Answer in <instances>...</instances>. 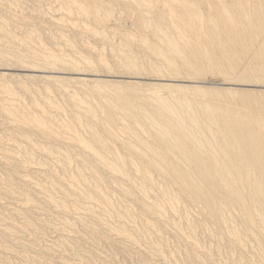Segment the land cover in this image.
Masks as SVG:
<instances>
[{"label": "bare ground", "instance_id": "bare-ground-1", "mask_svg": "<svg viewBox=\"0 0 264 264\" xmlns=\"http://www.w3.org/2000/svg\"><path fill=\"white\" fill-rule=\"evenodd\" d=\"M216 78L264 88V0H0V192L22 202L0 216L33 231L44 204L62 228L157 234L154 257L165 228L193 264L198 234L264 264V92L199 86Z\"/></svg>", "mask_w": 264, "mask_h": 264}, {"label": "rangeland", "instance_id": "rangeland-1", "mask_svg": "<svg viewBox=\"0 0 264 264\" xmlns=\"http://www.w3.org/2000/svg\"><path fill=\"white\" fill-rule=\"evenodd\" d=\"M112 36L114 37V35H112ZM113 40L118 43L119 42V41H117L118 36L116 35ZM13 73L19 74V75H23V74L25 75L26 72L15 71ZM27 73L29 74V72H27ZM30 74L35 75L37 73H30ZM60 76L61 77H67V78L76 77V76L69 75V74H60ZM98 78L99 77H97V79ZM99 79H105V77H100ZM216 79H211L212 81L210 80V82H208L209 81L208 80L206 83H201L199 86L202 85L203 87H207V88L208 87L209 88H216V87L217 88H220V87L221 88H227V87H229V88L245 89V90H258V91L264 92V88H262V87H257V88L255 87L254 88V87H248V86L247 87L246 86H232V85L227 86L226 84L223 85V81L222 82L219 81V80H221V78H218L219 80L218 79L216 80ZM123 81H129V80L123 79ZM142 83L153 84V83H159V82L154 81V80H143ZM174 83L181 85V83H179V82H174ZM38 85H43V84L38 83ZM17 87H21V86L18 85ZM17 87H16V89H17ZM20 92H22V91H20ZM5 97H7V96H5ZM1 115H2V113L0 114V126H1L0 127V136L1 135L4 136L7 132L6 128L10 127V126H8L9 124L8 125L5 124L4 122L1 123L2 122L1 117H3V115L2 116ZM3 120H4V117H3ZM3 124H5V125H3ZM2 128H4V129H2ZM5 137H6V135H5ZM5 137H3L4 139L0 143V152H3L4 149H10L9 145L11 143L7 142L6 141L7 138H5ZM7 143L8 144L10 143V144L8 145ZM14 153H16V152L13 151V154ZM38 158L42 159L43 157L38 156ZM0 160H1V158H0ZM43 160H44V158H43ZM0 163H1L0 164L1 165L0 166L1 167L0 168V176L4 179L5 176L6 177L8 176V173H11V168L6 163V161H1ZM3 164H6V165H3ZM45 168L47 169V167H45ZM45 168H43V169H45ZM6 173H7V175H6ZM23 174H24V172H23ZM15 181L18 182L17 180H15ZM12 182L16 187L17 183L16 182L14 183V181H12ZM2 183H4L7 187L6 181H2ZM2 183H1V185H2ZM4 184L2 185V188L5 187ZM17 187H21V186H18V184H17ZM2 192H4V191L2 190L0 192V198H1L0 199V202H1L0 203V209L3 210V208H5V207H8V208H11V207L14 208L15 207L16 209L21 208L22 202H20V199H17V201H16L15 198H17V197L15 195H11V197H10L5 192H4V194ZM5 196H7V197H5ZM38 208H39V210H38ZM36 209L31 208V210H29V212H30L29 214L33 217V218L31 217L33 220H37V221L40 220L39 222L42 221L39 224L35 223L36 224L35 226H37L36 229H38V233H37L36 229L32 231L31 229H24L21 227V229H20L21 231H20V230H16L15 228H10V224H12V223L8 222V221H10V220H8V215H6V213H3V211L1 210V212L5 215H3V217L0 216V218H2V219L4 218L3 222L1 221L2 219L0 220L1 221L0 222V229H2L0 231V235L2 236V237L0 236V248H1L0 249V264H6V263L7 264H29V263L31 264L32 262H33L32 264H173L172 263L173 261L177 264V261H181V260H182L181 264H193L192 260H188V258L185 255L187 253L186 251L190 250L188 248V246L186 245L187 246L186 247L183 243H179L175 239L174 234L173 233L169 234V232L165 228H161V229H159V231L164 233V235L169 236L168 237L169 238L168 244H166L164 247L165 251H167V252L164 253V256L161 254H158L157 256L154 257V256H151V252H152L151 246L152 245H159L160 237L157 234L147 236V238L149 239L148 241L151 242L150 243L151 245H149L148 242H146V241H142L141 244L139 243V245H136V244L129 242L127 240H123L121 238L119 239V236L117 237L115 233L110 232V230L108 228L104 227V225H102V224L97 225V223H94V226H95L94 227L93 223H89L90 225L92 224L91 226H93V228H92L93 230L94 229L98 230V231H96V230L90 231L89 230L90 232L82 224L74 225L73 223H69L67 225V227L62 228V225L64 223H57V224L53 223V219L51 218V215L54 216L55 211L50 206L43 204V206L42 205L38 206V207H36ZM49 209L52 211H50ZM34 210H35V212H34ZM46 213L50 214V216ZM38 215H40V216H38ZM27 217L30 218L29 216H27ZM47 219L48 220L51 219L52 221L48 222ZM5 220L6 221L8 220L7 221L8 223L5 222ZM25 221H27V220H25ZM15 222H18L17 225L19 227L17 229H19L20 226H22V224L20 225L21 221H20V223H19V220L18 221L16 220ZM34 222L35 221H33V223ZM184 224L185 223H181L183 228H187L188 223H186V225H184ZM239 225H240V223H235L232 225V227L238 228ZM15 226H16V224H15ZM3 228H5V229H3ZM8 228L10 231L13 232V233L10 232L12 235L9 234V231H7ZM3 231H7L8 234H2V233H5ZM15 233H16L17 237L15 236ZM72 235H74L73 238H72ZM203 236H202V234L200 236L198 234V237L201 240L206 241V242L205 241L203 242L204 250H206V252L209 254V257H207L208 261H206V264H217V263L218 264H235L236 263V260L234 261L233 256H231L232 255L231 254V248L229 246L228 247H224V246L223 247H217L218 245L215 246V241H211L207 237H206V239H203V238H205ZM15 239H17V240H15ZM142 239H144V238H142ZM64 240H68L69 245H67L66 242L63 244L62 242H64ZM60 241H62V242H60ZM18 242L20 245L18 244ZM209 242H210V244H212V246H210ZM31 249H32V251H31ZM202 249L199 250V254H201V255L204 253V251H202ZM207 249L210 250V252ZM248 249L251 250V248H248ZM248 249H246V250H248ZM229 253H230V255H229ZM250 254L252 255V251ZM250 254L248 256H250ZM172 255H174L175 258L172 257ZM224 255H226V256H224ZM26 256L31 257L32 261L28 260L26 258ZM150 256H151V258H150ZM250 257H252V256H250ZM148 258H149V260H151V259L152 260L148 261ZM244 258H245V260L242 259L243 261L241 262V264H250L252 262V258H248L247 256H244ZM201 264H204V263L202 262ZM251 264H258V263L252 262Z\"/></svg>", "mask_w": 264, "mask_h": 264}]
</instances>
